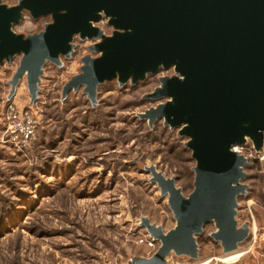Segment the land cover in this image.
<instances>
[{"label": "water", "instance_id": "95a60500", "mask_svg": "<svg viewBox=\"0 0 264 264\" xmlns=\"http://www.w3.org/2000/svg\"><path fill=\"white\" fill-rule=\"evenodd\" d=\"M50 21L37 32H18L26 14ZM106 18L107 34L96 23ZM81 40L95 39L79 72L62 87L63 97L83 88L97 104L99 86L116 81L136 85L148 75L159 77L151 101L138 112L149 127L162 120L165 128L187 138L184 146L196 162L193 188L186 196L174 177L147 167L151 182L168 198L175 226L141 216L140 226L160 245L150 257L133 264H168V256L199 258L197 236L207 222L216 231L222 254L250 239L251 222L237 219L240 196H247L249 157L233 149L252 144L264 153V0H0V65L19 62L8 81L10 97L25 78L29 105L38 100L44 66L63 64Z\"/></svg>", "mask_w": 264, "mask_h": 264}, {"label": "rangeland", "instance_id": "374dc122", "mask_svg": "<svg viewBox=\"0 0 264 264\" xmlns=\"http://www.w3.org/2000/svg\"><path fill=\"white\" fill-rule=\"evenodd\" d=\"M48 21V16L27 19L14 29L37 32ZM96 25L107 34L112 31L106 18ZM95 41L75 36L70 58H63L60 67L45 64L41 91L32 105L25 78L10 97L8 81L19 56L11 65H0V264H133L134 257H150L160 245L139 225L142 215L165 231L175 226L168 198L151 182L147 167L174 177L186 196L193 188L196 162L184 146L187 138L165 129L162 120L149 127L137 117L163 101H151L145 94L153 92L159 77L173 74L172 69L136 85L106 82L98 87L95 105L81 87L63 97L62 87L79 72L83 56L97 55L88 49ZM10 105L36 121L35 137L26 146L4 135ZM259 156L254 150L248 156L245 183L250 187L238 199L240 223L252 222L264 210V157ZM251 196L254 203L248 205ZM214 231L215 223L207 222L197 236L199 258L171 253L168 264L263 262L261 232L237 249L246 248L245 255L223 261L221 242L211 237Z\"/></svg>", "mask_w": 264, "mask_h": 264}, {"label": "built area", "instance_id": "2783aa9c", "mask_svg": "<svg viewBox=\"0 0 264 264\" xmlns=\"http://www.w3.org/2000/svg\"><path fill=\"white\" fill-rule=\"evenodd\" d=\"M5 120L7 123L4 135H6L7 141L18 146H26L35 137L36 121L29 112L10 105ZM233 149L250 157L253 156V148L248 145H236ZM263 157L264 153L258 158L262 160Z\"/></svg>", "mask_w": 264, "mask_h": 264}, {"label": "crops", "instance_id": "0c3cea01", "mask_svg": "<svg viewBox=\"0 0 264 264\" xmlns=\"http://www.w3.org/2000/svg\"><path fill=\"white\" fill-rule=\"evenodd\" d=\"M248 205H252L254 203V196H251L249 199H248ZM261 212V211H260ZM258 216L257 217H254L253 216V219H252V222H251V228H250V235H254L255 232H261L262 236H264V210L263 212L257 214ZM251 238V237H250ZM247 249L244 248L240 253V257L241 258L243 255H245L247 252ZM239 258H236L235 260L239 259ZM248 261V260H247ZM233 264H248V262L246 263H243V262H239L238 261H235V263ZM250 264H255V262L251 261ZM256 264H264V260L263 262L262 261H257Z\"/></svg>", "mask_w": 264, "mask_h": 264}, {"label": "bare ground", "instance_id": "6f19581e", "mask_svg": "<svg viewBox=\"0 0 264 264\" xmlns=\"http://www.w3.org/2000/svg\"><path fill=\"white\" fill-rule=\"evenodd\" d=\"M242 250H232V251H228L225 252V254L221 255L219 257V259L223 260V261H232L235 260L236 257H238L241 253ZM209 260H204L203 262H199V263H195V264H205L207 263Z\"/></svg>", "mask_w": 264, "mask_h": 264}, {"label": "trees", "instance_id": "16d2710c", "mask_svg": "<svg viewBox=\"0 0 264 264\" xmlns=\"http://www.w3.org/2000/svg\"><path fill=\"white\" fill-rule=\"evenodd\" d=\"M3 1H5L9 5H11V4H15L18 0H3ZM27 19L34 20L28 13L25 15L23 21H26ZM165 129H167V128H165ZM185 150H187V149H185Z\"/></svg>", "mask_w": 264, "mask_h": 264}]
</instances>
